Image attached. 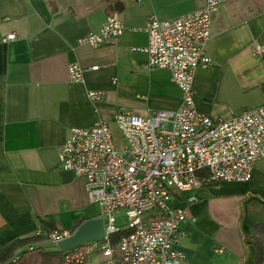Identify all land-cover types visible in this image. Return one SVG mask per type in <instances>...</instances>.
<instances>
[{"label":"crops","instance_id":"1","mask_svg":"<svg viewBox=\"0 0 264 264\" xmlns=\"http://www.w3.org/2000/svg\"><path fill=\"white\" fill-rule=\"evenodd\" d=\"M206 1L0 0V245L35 235L40 220L69 231L79 218H101L83 179L61 168L59 148L71 128L101 120L121 150L124 140L114 125L120 111L147 116L177 109L181 94L170 73L145 69L147 18L171 20ZM109 13L121 18V36L99 48L82 42ZM258 46L264 49V0L223 2L206 46L211 63L195 72L199 112L229 118L264 105ZM69 64L82 68L81 82L70 80ZM89 91L102 92V99L90 100ZM173 205L186 211V235L177 246L183 264H254L255 249L243 235L264 222V158L250 180L179 192Z\"/></svg>","mask_w":264,"mask_h":264},{"label":"built area","instance_id":"2","mask_svg":"<svg viewBox=\"0 0 264 264\" xmlns=\"http://www.w3.org/2000/svg\"><path fill=\"white\" fill-rule=\"evenodd\" d=\"M225 1L207 0L202 9L171 20L147 18L145 69L170 73L181 94L177 109L154 110L147 116L120 111L114 125L124 140L121 150L104 121L70 129L59 148L61 168L83 179L88 201L100 208L105 238L64 252V264H85L96 254L105 257L100 264H183L184 254L177 246L186 235V211L173 205L174 195L220 181L246 182L264 158V105L229 118L195 107V72L211 63L206 46L212 17ZM123 31L121 18L111 13L81 41L99 48L112 44ZM255 52L264 56L262 47ZM68 74L71 81H82L83 70L77 64L68 65ZM87 96L98 101L103 93L89 91ZM121 211L128 218L126 227L115 225ZM124 229L130 233L121 239L117 257L107 240ZM71 235L55 230L46 243L60 249Z\"/></svg>","mask_w":264,"mask_h":264},{"label":"trees","instance_id":"3","mask_svg":"<svg viewBox=\"0 0 264 264\" xmlns=\"http://www.w3.org/2000/svg\"><path fill=\"white\" fill-rule=\"evenodd\" d=\"M83 222L85 219L79 218L69 232L73 234ZM39 223L40 235L17 238L6 245H0V264H64V252L46 243L48 234L58 229L51 221L40 220ZM129 233V229H124L108 236L107 241L115 250V256H119L117 249L121 239ZM243 242L255 249L254 264H263L264 222L253 225L250 235H243ZM29 247L32 249L28 250Z\"/></svg>","mask_w":264,"mask_h":264},{"label":"water","instance_id":"4","mask_svg":"<svg viewBox=\"0 0 264 264\" xmlns=\"http://www.w3.org/2000/svg\"><path fill=\"white\" fill-rule=\"evenodd\" d=\"M105 238L104 223L101 218L83 222L74 233L59 245L62 252L74 250L85 243H100Z\"/></svg>","mask_w":264,"mask_h":264},{"label":"rangeland","instance_id":"5","mask_svg":"<svg viewBox=\"0 0 264 264\" xmlns=\"http://www.w3.org/2000/svg\"><path fill=\"white\" fill-rule=\"evenodd\" d=\"M115 218H116V223H115L116 226L126 227V225L128 224V218L126 217L124 211H121L118 214H116ZM103 259H105V257H101V256L98 257L97 262L95 264H100V262H102Z\"/></svg>","mask_w":264,"mask_h":264}]
</instances>
